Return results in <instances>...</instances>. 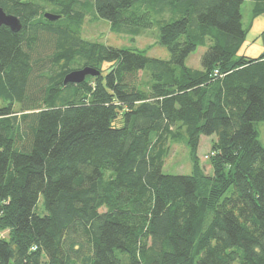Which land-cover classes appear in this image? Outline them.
I'll return each instance as SVG.
<instances>
[{
    "label": "trees",
    "instance_id": "16d2710c",
    "mask_svg": "<svg viewBox=\"0 0 264 264\" xmlns=\"http://www.w3.org/2000/svg\"><path fill=\"white\" fill-rule=\"evenodd\" d=\"M92 2L117 34L157 26L170 57L84 39L79 0H0L22 22L0 27V264H264V53L238 55L264 0ZM182 139L193 172L165 174Z\"/></svg>",
    "mask_w": 264,
    "mask_h": 264
},
{
    "label": "rangeland",
    "instance_id": "374dc122",
    "mask_svg": "<svg viewBox=\"0 0 264 264\" xmlns=\"http://www.w3.org/2000/svg\"><path fill=\"white\" fill-rule=\"evenodd\" d=\"M82 3V7L87 10L86 19L82 27V36L84 39L90 42H96L103 45H108L118 48H130L131 50L145 51L147 56L168 60L170 53L164 46L159 44V28L157 26L144 31L139 36L117 34L111 28V25L106 20L98 18L93 12L92 0H79ZM252 10V3L246 2L242 7V14L246 21L250 16ZM47 12H50L47 10ZM168 16H164V20H168ZM207 50L206 47H198L186 60V65L194 69H201V57ZM255 47L253 44H243L238 55L249 56L255 53ZM250 54V55H249ZM108 65L103 66L106 69ZM123 125V119L119 117L113 121V126L121 127ZM260 132V142L264 146V122L258 124ZM215 139L212 137H202L200 145L196 151L197 159L199 161L200 168L207 176L213 175V167L210 162L211 145ZM194 161L192 159V150L188 146L185 139L178 141H170L169 143V155L166 158L163 172L165 174L181 175L191 174L193 172ZM7 232L0 231V238H6Z\"/></svg>",
    "mask_w": 264,
    "mask_h": 264
},
{
    "label": "water",
    "instance_id": "95a60500",
    "mask_svg": "<svg viewBox=\"0 0 264 264\" xmlns=\"http://www.w3.org/2000/svg\"><path fill=\"white\" fill-rule=\"evenodd\" d=\"M45 19L48 21L54 22L57 21L61 16L55 15L53 13H45ZM5 26L8 27L12 32L17 33L22 29L21 20L12 14H7L3 8L0 7V27ZM100 74L97 69L91 67H85L80 70H75L68 73L63 83L67 84H80L83 83L88 76L96 77Z\"/></svg>",
    "mask_w": 264,
    "mask_h": 264
},
{
    "label": "crops",
    "instance_id": "0c3cea01",
    "mask_svg": "<svg viewBox=\"0 0 264 264\" xmlns=\"http://www.w3.org/2000/svg\"><path fill=\"white\" fill-rule=\"evenodd\" d=\"M250 43L256 50L255 53L249 54L251 58H258L264 53V14L254 18L250 24L244 44Z\"/></svg>",
    "mask_w": 264,
    "mask_h": 264
}]
</instances>
